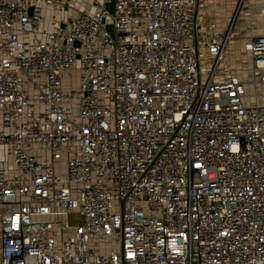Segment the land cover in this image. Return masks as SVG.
Returning a JSON list of instances; mask_svg holds the SVG:
<instances>
[{
    "label": "built area",
    "instance_id": "built-area-1",
    "mask_svg": "<svg viewBox=\"0 0 264 264\" xmlns=\"http://www.w3.org/2000/svg\"><path fill=\"white\" fill-rule=\"evenodd\" d=\"M84 6L0 0V264H264V35Z\"/></svg>",
    "mask_w": 264,
    "mask_h": 264
},
{
    "label": "crops",
    "instance_id": "crops-1",
    "mask_svg": "<svg viewBox=\"0 0 264 264\" xmlns=\"http://www.w3.org/2000/svg\"><path fill=\"white\" fill-rule=\"evenodd\" d=\"M238 2L239 0H205L206 15L222 29L227 28L234 22V35L244 43L252 36L264 35V0H250L249 6L243 7L236 16ZM247 10L250 12L249 15L246 14ZM241 46L243 48L240 49L239 46L238 48L231 46L230 56L234 70L241 76H245L251 67H248L245 63L247 69L241 68L244 60H240L242 58L240 54L246 53L244 44ZM2 164L4 163H0V166Z\"/></svg>",
    "mask_w": 264,
    "mask_h": 264
},
{
    "label": "rangeland",
    "instance_id": "rangeland-1",
    "mask_svg": "<svg viewBox=\"0 0 264 264\" xmlns=\"http://www.w3.org/2000/svg\"><path fill=\"white\" fill-rule=\"evenodd\" d=\"M88 1L89 0H72V3H73V6L76 9H79V8H82L85 4H87ZM243 44H245L244 41H239V37H237L236 35L233 34V38H232V40L230 42V46H229L230 47L229 56H230L231 46L236 47V48H238V46H239V49H240V48H243L241 46ZM240 55L242 56V58L240 60L241 61L244 60L243 63H242L243 67L241 66V68L242 69H247V66L245 65V63L248 65V67H251L252 64H253V60H252L251 54L246 51L245 54H240ZM230 58H231V56H230ZM72 72H73L74 85L77 86L78 85V78H79V71L77 69H73ZM253 92H254L253 89L250 90L251 94H253ZM3 156H4V150L0 149V163H4V161H5ZM9 164H11V162H9ZM72 220H76V218L73 217Z\"/></svg>",
    "mask_w": 264,
    "mask_h": 264
}]
</instances>
